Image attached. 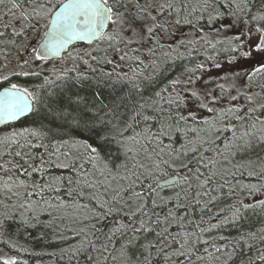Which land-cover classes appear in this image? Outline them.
Returning <instances> with one entry per match:
<instances>
[{"label":"snow or ice","instance_id":"snow-or-ice-1","mask_svg":"<svg viewBox=\"0 0 264 264\" xmlns=\"http://www.w3.org/2000/svg\"><path fill=\"white\" fill-rule=\"evenodd\" d=\"M0 194L66 264H264V0H0Z\"/></svg>","mask_w":264,"mask_h":264},{"label":"trees","instance_id":"trees-1","mask_svg":"<svg viewBox=\"0 0 264 264\" xmlns=\"http://www.w3.org/2000/svg\"><path fill=\"white\" fill-rule=\"evenodd\" d=\"M225 35H231L230 33ZM223 38V37H221ZM220 48V47H219ZM212 50H208L206 55H213ZM220 54H225L223 52H219ZM195 55V54H194ZM196 58L204 57L205 54L203 50H201V55H195ZM177 67L173 69L171 73H169V77L173 72H180L182 71V65L189 66V60L185 59L183 61L176 62ZM218 71V70H217ZM202 75V73H199ZM115 150L114 148L112 149ZM107 151V150H105ZM253 158H255L253 156ZM247 181V178L245 177ZM255 182V181H252ZM0 199H3V194H0ZM227 202V201H225ZM259 227V225H256ZM233 231L234 230H226ZM226 234V233H225ZM15 244L16 248H12L11 245ZM60 245L53 243L50 239L45 238L44 240L39 239V230H32V229H25L19 223V218H17L13 222H9L6 224L2 234H0V248L5 250L8 255L16 256L20 261H27L28 264H66V262L60 261L54 256L50 255H33V253H51L54 251H58ZM20 248H25L28 251H19Z\"/></svg>","mask_w":264,"mask_h":264},{"label":"rangeland","instance_id":"rangeland-1","mask_svg":"<svg viewBox=\"0 0 264 264\" xmlns=\"http://www.w3.org/2000/svg\"><path fill=\"white\" fill-rule=\"evenodd\" d=\"M84 47H87V46H77V47H75V48H73L71 51H73L74 49H80V48H84ZM219 47H221V46H219L218 45V49H217V52H218V55H219V60H220V62H223V59H224V57L227 55V53H225V54H220L219 53ZM213 55H217V53H213ZM195 56V55H194ZM197 56V55H196ZM67 57V56H66ZM192 61L188 64L189 65V67H191V66H194L197 62H205L206 63V66L208 67V68H211V62L210 61H205V58L204 57H199V58H194V59H191ZM51 65V64H50ZM68 65L69 66H71V64H70V61H68ZM226 66V65H225ZM50 67V66H49ZM217 72V70H215V69H212L211 70V73H202V75H204L205 76V79L207 78V76L209 75V74H211V75H214L215 73ZM198 75H200L199 73H197ZM171 76H172V74L170 75V77L169 78H171ZM36 253H38L37 251H36ZM0 255H7V256H10V255H8V253L5 251V250H3V249H1L0 248Z\"/></svg>","mask_w":264,"mask_h":264},{"label":"flooded vegetation","instance_id":"flooded-vegetation-1","mask_svg":"<svg viewBox=\"0 0 264 264\" xmlns=\"http://www.w3.org/2000/svg\"><path fill=\"white\" fill-rule=\"evenodd\" d=\"M54 62H56V61H54ZM49 66H51V65H49ZM176 73H177V72H173V73H172V76L175 75Z\"/></svg>","mask_w":264,"mask_h":264},{"label":"water","instance_id":"water-1","mask_svg":"<svg viewBox=\"0 0 264 264\" xmlns=\"http://www.w3.org/2000/svg\"><path fill=\"white\" fill-rule=\"evenodd\" d=\"M79 43H83V42H79ZM77 44H78V43H77ZM83 44H84V43H83ZM74 45H75V44H74ZM72 46H73V45H72ZM70 47H71V46H70ZM70 47H69V48H70ZM68 50H69V49H68ZM65 53H66V52H65ZM65 53H64V54H65Z\"/></svg>","mask_w":264,"mask_h":264}]
</instances>
